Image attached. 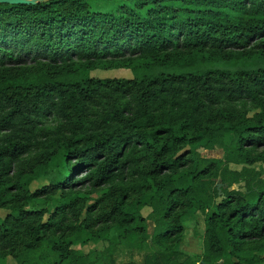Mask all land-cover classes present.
Wrapping results in <instances>:
<instances>
[{"label":"trees","instance_id":"trees-1","mask_svg":"<svg viewBox=\"0 0 264 264\" xmlns=\"http://www.w3.org/2000/svg\"><path fill=\"white\" fill-rule=\"evenodd\" d=\"M0 210L1 264H264V0L0 3Z\"/></svg>","mask_w":264,"mask_h":264},{"label":"rangeland","instance_id":"rangeland-1","mask_svg":"<svg viewBox=\"0 0 264 264\" xmlns=\"http://www.w3.org/2000/svg\"><path fill=\"white\" fill-rule=\"evenodd\" d=\"M120 6H121V4L119 2H113V3L100 2V3L96 4L95 8L100 10V11H118ZM92 74H93V76L98 77V78H129V77L133 76L132 72L130 70H126V69L96 70ZM254 112L255 111H251L250 115H252ZM56 121L57 120L54 116H52V115L47 116L46 118L43 119V125L48 126V127L49 126H55L57 123ZM231 139H232V135L228 134L227 135V141L230 142ZM193 147L196 148L204 157H211V156L221 157L222 156V150L221 149L209 151V150L205 149L204 146L201 144L196 145V146L187 147L185 149V151L188 149H191ZM64 157L65 156L63 153L53 160L52 167L49 171V174L47 176H43L39 180L34 181L32 184L33 190H39L45 186H48L50 184L49 180L51 178L63 176L65 174H67L68 169L66 167ZM82 171L79 172V178H81L83 175ZM77 190L81 191L82 194H84L85 196L88 197V199L90 198L88 200L90 204H95L97 202V200L100 199L102 197V195H104V193L107 192L106 188H99V189L91 192V187L89 185H85L82 187L79 186V187H77ZM149 212H150V210L148 208H145L143 210V214L145 216H147ZM6 215H7L6 210H0V220H3L6 217ZM46 218H48V216ZM197 223H199V227H197V228H198L199 232L202 234L203 228H204L203 227L204 218L198 212L193 211L186 218V224L188 227V232H187V237H186L185 244H184L185 249L190 254H195V252L200 251L201 247H202L201 246L202 245L201 237L195 235L194 231H193V229L196 227ZM148 224L150 225V227L153 226V223L151 221H149ZM103 246H104V243H100L97 245H95L93 243H89L87 246H84V249L86 248L88 250V249L93 248V247L103 248ZM76 248H81V246L79 245ZM5 261H7L6 264H16L17 263V261L11 256L7 257Z\"/></svg>","mask_w":264,"mask_h":264},{"label":"crops","instance_id":"crops-1","mask_svg":"<svg viewBox=\"0 0 264 264\" xmlns=\"http://www.w3.org/2000/svg\"><path fill=\"white\" fill-rule=\"evenodd\" d=\"M183 249L186 251L187 254H189V252L185 249L184 246ZM153 252H154V247L149 243L142 250H131L126 246L122 245L115 252L114 258L118 263H129V262L144 263L145 261H147L148 257L152 255ZM201 252H202V247L200 251H197L195 253L200 254ZM185 259H186L185 255L180 258L181 261H184ZM99 264H103V263H99Z\"/></svg>","mask_w":264,"mask_h":264},{"label":"water","instance_id":"water-1","mask_svg":"<svg viewBox=\"0 0 264 264\" xmlns=\"http://www.w3.org/2000/svg\"><path fill=\"white\" fill-rule=\"evenodd\" d=\"M44 1H50V0H0V3L35 5Z\"/></svg>","mask_w":264,"mask_h":264}]
</instances>
